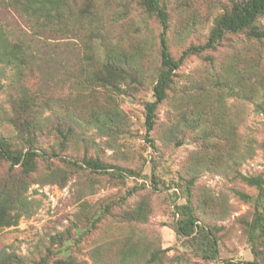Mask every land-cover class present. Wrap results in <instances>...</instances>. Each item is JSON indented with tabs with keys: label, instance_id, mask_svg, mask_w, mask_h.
Returning a JSON list of instances; mask_svg holds the SVG:
<instances>
[{
	"label": "rangeland",
	"instance_id": "374dc122",
	"mask_svg": "<svg viewBox=\"0 0 264 264\" xmlns=\"http://www.w3.org/2000/svg\"><path fill=\"white\" fill-rule=\"evenodd\" d=\"M1 1L0 26L13 39L25 38L26 19ZM232 1L162 0L171 56L203 45ZM84 6L79 0L71 8ZM91 11L94 22L82 21L75 35L47 31L39 59L22 75L0 64V137L21 146L8 118L24 90L37 93L38 103L48 101L49 109L39 114L42 126L66 120L76 134L61 148L43 129L36 148L46 155L27 177L0 162V187L14 196L21 184L26 189L20 195L23 209L9 211L15 223L0 227V253L12 256L14 264L66 258L77 264H143L121 260L123 248L131 246L143 258L153 249L166 250L165 264L252 262L248 225L254 208L237 194L254 198L257 190L243 177H264V39L228 34L213 49L189 55L156 110L150 143L144 104L153 101L160 26L138 0H93ZM255 26L264 29V15ZM109 51L124 58L119 92L86 82ZM109 99L122 113L121 132L103 135L87 120ZM70 116L74 120L65 118ZM88 158L116 166L122 175L91 171L82 164ZM139 204L146 206V221L127 219ZM184 204L192 207L198 226L212 232L216 259L203 260L196 242L176 236L175 212ZM258 242L264 263V238Z\"/></svg>",
	"mask_w": 264,
	"mask_h": 264
},
{
	"label": "trees",
	"instance_id": "16d2710c",
	"mask_svg": "<svg viewBox=\"0 0 264 264\" xmlns=\"http://www.w3.org/2000/svg\"><path fill=\"white\" fill-rule=\"evenodd\" d=\"M2 1L1 3H4ZM77 1L79 0H6L4 6L23 16L29 25L30 31L25 38L13 39L12 34H8L0 26V64L13 67L16 70V75H22L25 68L32 66L39 59L40 49H44L40 39L44 37L47 31L57 34L58 37L67 33L75 35L79 30L77 25H81L82 21L89 19L93 21L95 18L94 13L91 11L93 0H80L85 3V6L76 11L71 8V5ZM161 1L138 0L142 10L147 15L153 16L161 29L159 34L160 66L152 87L153 101L144 104L146 139L150 143H152V140H149L148 136L155 126L156 110L166 100L173 85L175 72L189 55H200L206 50L213 49L228 34L244 33L251 39H264V29L255 26L256 20L264 15V0H233L230 8L215 19L206 42L203 45L190 46L181 53L179 58L174 59L169 52L166 37L169 29V16L161 5ZM110 53L112 54L111 51L107 52L105 63L101 65V69L96 73L93 72L86 82L89 85L93 83L99 87H108L119 92L118 85L124 72L122 70L124 58L119 57L117 59ZM1 88L0 84V90ZM111 101H107L106 106H97V110L93 109L87 120L103 135L121 132L120 118L122 113ZM48 107V101L38 103L37 93L25 90L15 102H12V115L8 118V122L17 131L18 136L16 138L20 141L21 146L14 148L9 138L0 137V162H7L11 168L19 167L23 177L34 173L37 169V158L46 155L45 152H39L36 148L37 136L42 133L43 129L54 136L56 143L61 148L76 137L73 127L66 120L63 122L58 121L50 129L42 126L39 121V114L42 110L49 109ZM65 118L74 120L72 116ZM52 155L57 156L55 153H52ZM73 164L76 165V162H73ZM82 164L94 172L107 173L114 171L118 173L117 175H122L120 168L105 164L99 159H84ZM55 175L54 172H51L50 177H55ZM243 180L248 186L257 190V195L254 198L246 194H237L243 201L251 203L254 208L253 219L248 225L249 243L254 260L252 262H226L225 264H264L259 262L260 242H258V239L264 238V177L250 176L243 177ZM22 186L23 184L18 188L16 196H14L12 189L7 190L4 186L0 187V227H10L15 223L17 217L13 222L9 216V211L14 209L21 211L23 209L20 195L26 189ZM175 214L178 216L174 224L176 236L196 242L203 260L216 259L218 251L216 241L211 235L212 232H209L203 226H198L192 207L189 204L181 205L176 208ZM127 219L146 221V206L139 204L134 212L127 213ZM164 251L166 250L153 249L146 258H143L138 255L137 247L132 248L130 246L123 248L120 257L123 261L128 258H135L140 262L143 261V264H165L164 257L161 255ZM95 252L92 255L93 260L97 258ZM0 264H14V260L12 256L2 252L0 253ZM35 264H46V262L41 260ZM51 264L77 263L71 258H66L56 259Z\"/></svg>",
	"mask_w": 264,
	"mask_h": 264
}]
</instances>
